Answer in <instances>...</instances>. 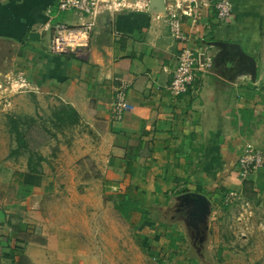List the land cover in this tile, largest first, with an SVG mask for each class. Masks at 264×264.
Here are the masks:
<instances>
[{
	"label": "crops",
	"instance_id": "1",
	"mask_svg": "<svg viewBox=\"0 0 264 264\" xmlns=\"http://www.w3.org/2000/svg\"><path fill=\"white\" fill-rule=\"evenodd\" d=\"M59 1L0 0V89L15 79L26 85L9 101L0 91V236H7L3 227L11 217L22 218L23 199L57 180L66 184L54 171L53 161L62 156L69 165L93 162L96 180L109 188L108 201L116 202L141 234L142 247L159 261L199 264L181 259L183 217L197 196L210 210L200 225L203 241L218 239L214 205L234 207V221L244 218L245 202L264 216V167L241 180L236 164L246 144L264 152V0H228L232 16L226 22L216 17L219 0H99L88 47L60 56L50 52L54 28L77 27L89 18L58 11ZM170 9L177 10L186 45L211 61L176 99L167 88L183 44L170 33ZM234 44L253 58L255 73L230 49ZM121 82L128 83L130 109L116 120L111 104ZM59 106L77 114L76 140L58 146L61 153L47 141L38 151L44 158L40 176L30 175L27 155L9 157L16 143L7 133V116L36 119ZM232 191L240 198L229 206ZM15 247L25 258L15 261L35 263L15 242L0 245V252Z\"/></svg>",
	"mask_w": 264,
	"mask_h": 264
},
{
	"label": "rangeland",
	"instance_id": "2",
	"mask_svg": "<svg viewBox=\"0 0 264 264\" xmlns=\"http://www.w3.org/2000/svg\"><path fill=\"white\" fill-rule=\"evenodd\" d=\"M11 84L14 85L13 88L10 87ZM20 84L19 79L3 83L0 89L1 99L9 101L25 93L26 87H20ZM54 111L52 109L49 112L40 111L41 116L36 114L38 118L36 124L32 126L38 130H33L32 136L35 139L34 143H41L44 139H48L41 128L48 129L56 135L55 138L49 139V144L53 145L54 150H59L58 146H65L68 141L72 143L76 140L77 134L74 126L65 124L57 127L58 124L52 118ZM6 129L10 136L7 120ZM11 139L14 140L12 137ZM63 158L62 156L60 160L56 158L53 163L54 171L59 169L60 177L65 178L61 180L66 184H60L57 180V184L49 190L39 189L29 199H23L21 202L22 207L18 210L22 218L19 216L10 218L14 223L18 220L25 221L22 234L14 237L12 243L18 241L22 251H27L32 256L34 264H177L180 262L177 258L171 261L163 259L165 255L163 253L159 256L163 260L159 261L149 249L142 247L139 238L141 234L135 233L132 223L122 217L115 207L116 202L108 201L109 195L106 191H109V188L101 179L96 180L99 178V172L94 170L93 162L79 160L69 165L66 163L69 160ZM232 192L240 198L237 191ZM233 205L229 204V206ZM242 206L244 208H240V214L245 216L241 218L239 215L235 221L234 207L219 210V205L213 206L211 210L217 213L213 220L218 230L216 242H210V239L203 241V237L207 234L200 225L204 224L205 218L197 220L188 215L187 209L181 227L184 240L181 259H196L199 264H264V216L260 217L256 212L254 214L253 209L251 211L247 206V202L242 203ZM246 216L249 218L246 219ZM194 225H198L197 229L193 228ZM3 228L5 235L10 236V229L7 226ZM136 234L139 235L137 238ZM159 244L162 247L166 245L164 239ZM218 249L220 251L217 253ZM2 264L9 263L3 261Z\"/></svg>",
	"mask_w": 264,
	"mask_h": 264
},
{
	"label": "built area",
	"instance_id": "3",
	"mask_svg": "<svg viewBox=\"0 0 264 264\" xmlns=\"http://www.w3.org/2000/svg\"><path fill=\"white\" fill-rule=\"evenodd\" d=\"M99 0H60L58 11L69 12L73 11L82 16L88 17L89 21L77 27H67L57 25L54 28L50 42V52L53 55H78L80 49L86 48L89 45L90 37L94 29V15L98 7ZM216 17L220 22L228 21L232 16L231 4L228 0H219L215 3ZM177 9V8H176ZM180 9V7L178 8ZM175 11V12H174ZM170 9L169 14V30L172 37L183 44L177 59V66L172 73L168 92L173 99L182 97L192 86L196 78L197 72H206L211 61L206 54L197 52L193 48L186 45L187 39L181 34L180 20L177 15V10ZM185 16L189 12H182ZM182 14V15H183ZM21 82L20 87H26L24 82ZM11 84V88H13ZM16 86V85H15ZM128 88L127 82H121L120 86L114 93V99L111 104V115L114 119L119 120L129 111L130 107L126 100V91ZM238 177L241 180H246L253 172L264 167V152L256 150L252 145L246 144L243 152L237 160ZM239 200L235 192H230L227 195L225 203L235 204ZM248 206V204H247Z\"/></svg>",
	"mask_w": 264,
	"mask_h": 264
},
{
	"label": "trees",
	"instance_id": "4",
	"mask_svg": "<svg viewBox=\"0 0 264 264\" xmlns=\"http://www.w3.org/2000/svg\"><path fill=\"white\" fill-rule=\"evenodd\" d=\"M52 118L55 119L56 124H58L56 125L57 127L65 124L68 126H75L78 123L77 114L69 106H61L56 109L54 113H52ZM7 124L9 129L8 131L16 143V147L11 150L9 157L12 158L27 155V173L30 175L40 176L41 163L44 162V158L38 153V149L44 146L50 138H55L56 135L51 133L48 129L44 130L41 128L46 137L48 136V139H44L43 142L36 144L34 143V136H32L36 129L32 126L36 124L35 118L8 115ZM6 226L10 229L11 235L0 237V245H2V247L9 248L12 239L22 234L21 231L23 230V225L20 220L13 223L12 220L9 219ZM15 243H18V241ZM1 252V258L9 264H19V261H15L16 256H19L21 261L25 260L18 247H15L14 249L10 248L7 251H4V253L3 251Z\"/></svg>",
	"mask_w": 264,
	"mask_h": 264
},
{
	"label": "water",
	"instance_id": "5",
	"mask_svg": "<svg viewBox=\"0 0 264 264\" xmlns=\"http://www.w3.org/2000/svg\"><path fill=\"white\" fill-rule=\"evenodd\" d=\"M230 49L236 51L238 55L242 56L248 63L252 73H255V61L253 58L245 55L238 45H230ZM190 207L192 208V212L189 214L195 217L197 220H200L202 217H205L209 214L208 202L204 197L197 196L195 200L191 202Z\"/></svg>",
	"mask_w": 264,
	"mask_h": 264
}]
</instances>
